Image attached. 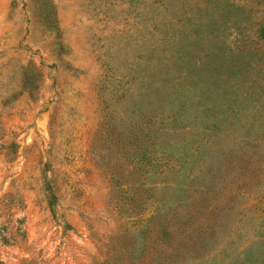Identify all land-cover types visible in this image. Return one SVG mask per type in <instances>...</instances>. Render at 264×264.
<instances>
[{
    "label": "rangeland",
    "instance_id": "374dc122",
    "mask_svg": "<svg viewBox=\"0 0 264 264\" xmlns=\"http://www.w3.org/2000/svg\"><path fill=\"white\" fill-rule=\"evenodd\" d=\"M262 20L264 0H0L3 264H264V160L234 153L231 141L241 112L257 118L252 103L240 102L226 138L180 129L154 168L105 161L110 130L140 119L154 85L171 96L170 118L193 92L194 64L213 81L216 48L253 64L220 60L236 84L260 83L264 59L248 47L264 41L247 36ZM258 89L247 92L260 93L264 112ZM110 174L144 183L138 204Z\"/></svg>",
    "mask_w": 264,
    "mask_h": 264
},
{
    "label": "trees",
    "instance_id": "16d2710c",
    "mask_svg": "<svg viewBox=\"0 0 264 264\" xmlns=\"http://www.w3.org/2000/svg\"><path fill=\"white\" fill-rule=\"evenodd\" d=\"M253 33L254 34L249 33L250 36L248 35L247 37L264 41V20L260 22L258 30ZM236 34H239V32H236ZM248 49L260 54L264 59V46L259 48L252 46L248 47ZM233 53L234 50L229 45H225L222 48H216V50L208 54L210 59L216 61L217 64L213 69V81H210L208 77H203L198 64L193 65L194 76L190 78V83H195L193 92L184 94V99L178 101L180 106L177 112L172 114L170 118H167L163 114V111L166 97L171 96L169 93L166 94L162 92V89L160 91L158 87L154 85L151 92L146 96L145 105L140 111L142 114L140 119L136 120L131 117L126 120L121 118L119 119L121 125L112 127L110 130L111 135L108 137L106 143L107 151L105 161L107 163L111 162L113 159L112 155H115L117 159L115 158L114 160H121L123 158L129 165L131 159V167L133 170L137 169L141 163L146 166L148 165L147 167L154 168L158 166L157 160L153 157L157 151H159V146L167 145L170 142V138L178 133V131H181L180 129H185V127L192 128L193 124L201 125L204 131L208 133L205 135H211L210 132H213L212 135L214 137L226 138L228 134L223 131L234 125V119H236V117L238 118L237 113L246 109V107H241L240 105V102L244 101V103L249 102L250 107L252 103V107L256 109L257 118L248 119L245 117L244 112L239 114L245 118L243 117L242 122L236 119L237 123H240L238 125H241L242 132L238 130L231 139L235 145L234 153L256 157L255 161L262 162L264 160V144H261L259 140L264 139V112L255 104V101L257 102L260 100L258 97L260 93L252 94L247 91L251 88L255 89L258 87V90H260V86L264 85V79L260 83L254 84L256 82L255 80L246 83L244 82L245 78H243L239 84H236L237 77L232 76L233 74H226V70L218 68L220 60H222L223 63L226 61L231 62L234 68L238 65H243L244 69L247 67L248 70L253 68V64L248 60L244 61L243 64L233 62L231 59ZM236 55L238 58L244 60L246 52L243 46H237ZM208 75H210L209 70ZM224 77H227V80ZM224 79L226 81L221 85L219 81ZM205 83H207L208 86ZM226 84L228 86H226ZM199 87L201 92L199 91ZM194 89H196V92ZM196 93H198V95ZM195 96L197 97L193 99ZM216 98H218V101H216L217 103L214 102ZM221 100L225 101L220 103ZM237 100H239V104L235 102ZM102 124L105 126L106 120H102ZM1 130L2 127L0 122V131ZM99 131L101 132V126H98V132ZM104 139L106 140L107 136L104 137ZM140 139H143L145 144L142 149H140L139 145ZM204 141H208V143L211 144L213 140ZM132 145H134L136 149L138 148L139 151L130 155L129 151ZM111 148H114L113 153ZM145 169L147 170H144V172H147L148 168ZM160 171L162 170L160 169ZM128 175L130 174H120V176H125L121 179L116 175L110 174L109 178L112 180V187L122 192V199L128 198L130 202L138 204V200L135 198V190L137 187L143 186L144 183L138 182L136 179L133 180L129 178ZM116 194L118 193L116 192ZM134 214H138V208L134 210ZM0 239L4 243L8 242L5 236L0 235ZM0 264H3L1 260Z\"/></svg>",
    "mask_w": 264,
    "mask_h": 264
}]
</instances>
